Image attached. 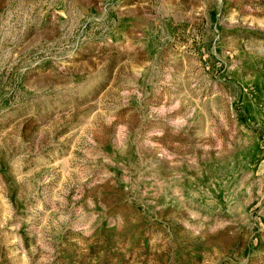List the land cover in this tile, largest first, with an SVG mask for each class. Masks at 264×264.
<instances>
[{
  "label": "rangeland",
  "instance_id": "374dc122",
  "mask_svg": "<svg viewBox=\"0 0 264 264\" xmlns=\"http://www.w3.org/2000/svg\"><path fill=\"white\" fill-rule=\"evenodd\" d=\"M0 264H264V0H0Z\"/></svg>",
  "mask_w": 264,
  "mask_h": 264
}]
</instances>
